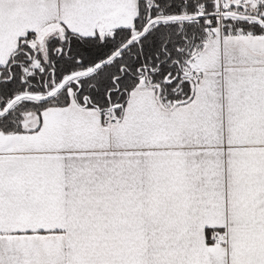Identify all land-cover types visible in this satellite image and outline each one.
I'll use <instances>...</instances> for the list:
<instances>
[{
  "label": "snow or ice",
  "instance_id": "snow-or-ice-1",
  "mask_svg": "<svg viewBox=\"0 0 264 264\" xmlns=\"http://www.w3.org/2000/svg\"><path fill=\"white\" fill-rule=\"evenodd\" d=\"M0 264H264V0H0Z\"/></svg>",
  "mask_w": 264,
  "mask_h": 264
}]
</instances>
